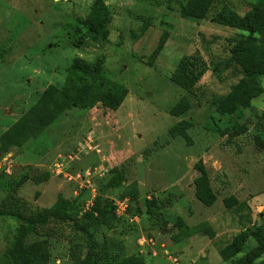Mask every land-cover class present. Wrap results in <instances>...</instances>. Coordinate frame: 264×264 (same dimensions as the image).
<instances>
[{"label":"rangeland","instance_id":"374dc122","mask_svg":"<svg viewBox=\"0 0 264 264\" xmlns=\"http://www.w3.org/2000/svg\"><path fill=\"white\" fill-rule=\"evenodd\" d=\"M94 1L0 0V204L30 212L63 200L84 216L99 196L115 208L113 226L98 233L113 255L264 264L248 254L253 236L232 247L264 225V65L258 57L257 74L232 60L248 32L214 19L223 6L243 16L256 0H214L201 20L182 16L188 0H104L105 37L84 24ZM78 58L123 85L118 107L61 96ZM185 60L198 78L181 71ZM238 84L250 105L222 103ZM118 171L125 179L109 187ZM21 174L29 177L16 189ZM148 200L159 215L145 211ZM18 223L0 215V264ZM86 250L84 235L64 225L50 264H73Z\"/></svg>","mask_w":264,"mask_h":264},{"label":"trees","instance_id":"16d2710c","mask_svg":"<svg viewBox=\"0 0 264 264\" xmlns=\"http://www.w3.org/2000/svg\"><path fill=\"white\" fill-rule=\"evenodd\" d=\"M213 1L188 0L182 5L181 14L185 18L204 19ZM110 16L109 5L104 0H95L84 24L93 33L105 37L109 33ZM214 19L220 24L248 32L247 35L241 34L237 37L231 58L250 66L254 73L259 74L258 63L264 65V0H256L252 9L243 16L229 6H223L216 12ZM149 26L150 22L145 23L142 26V33H145ZM82 42V40L78 41L79 44ZM258 57L259 62L255 64ZM194 65L195 62L192 60H185L181 71L190 72L193 78H198L196 72L191 71ZM50 91H54L55 94L59 93L55 88H51ZM75 91H77L75 99L77 103L92 105L96 99H99L114 108L118 107L126 96V89L123 85L107 79L101 72L100 64L89 63L79 58L75 59L69 69V77L61 96L65 94L66 97H71ZM222 100H224L222 103L226 102L227 105L249 106L251 97L245 87L238 84L234 85L232 92ZM257 141L258 145L264 149V140L259 137ZM28 177L26 174H21L13 184L15 188L20 187ZM124 179L125 175L118 171L111 177L108 186L117 187ZM145 211L151 215H159L160 206L153 200H148ZM0 215L14 218L19 222L15 238L5 255L9 264H50L51 239L56 237L64 225H69L82 233L87 242L86 254L73 264H146L140 254L125 257L111 254L103 241L99 240L98 233L102 226H113L115 221L114 206L99 196L96 198L93 210L84 216H80L71 208L70 203L63 200L30 212L0 204ZM256 229L255 227L247 229L236 238L232 246L235 252L240 250L250 236H253L258 245L248 254L254 258L264 255V225Z\"/></svg>","mask_w":264,"mask_h":264},{"label":"water","instance_id":"95a60500","mask_svg":"<svg viewBox=\"0 0 264 264\" xmlns=\"http://www.w3.org/2000/svg\"><path fill=\"white\" fill-rule=\"evenodd\" d=\"M16 171L17 172H22V169L21 168H18V169H16ZM40 171L38 170V169H32L31 171H30V175L31 176H35V175H40Z\"/></svg>","mask_w":264,"mask_h":264},{"label":"built area","instance_id":"2783aa9c","mask_svg":"<svg viewBox=\"0 0 264 264\" xmlns=\"http://www.w3.org/2000/svg\"><path fill=\"white\" fill-rule=\"evenodd\" d=\"M121 206H122V204H118L117 205V208H116V212L117 213H120L121 212V210H120L121 209Z\"/></svg>","mask_w":264,"mask_h":264}]
</instances>
